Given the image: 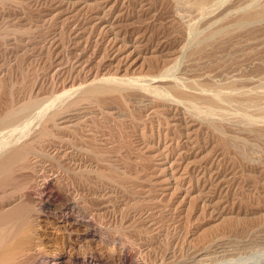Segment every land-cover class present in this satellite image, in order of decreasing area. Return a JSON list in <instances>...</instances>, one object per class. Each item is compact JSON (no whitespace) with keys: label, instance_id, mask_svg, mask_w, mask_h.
I'll return each mask as SVG.
<instances>
[{"label":"rangeland","instance_id":"obj_1","mask_svg":"<svg viewBox=\"0 0 264 264\" xmlns=\"http://www.w3.org/2000/svg\"><path fill=\"white\" fill-rule=\"evenodd\" d=\"M260 7L0 0V147L36 140L0 171V248L24 226L44 237L33 264H264ZM97 81L117 89L80 98ZM63 107L75 127L39 136Z\"/></svg>","mask_w":264,"mask_h":264},{"label":"bare ground","instance_id":"obj_2","mask_svg":"<svg viewBox=\"0 0 264 264\" xmlns=\"http://www.w3.org/2000/svg\"><path fill=\"white\" fill-rule=\"evenodd\" d=\"M203 8V7H202ZM261 9H262V7H260ZM262 15H264V7H263V9L261 10V11H250V12H248L247 14H246V17H250V18H253V17H258V16H262ZM245 16V15H244ZM244 16H242V17H244ZM245 19V18H244ZM242 20H243V18H242ZM238 22V21H237ZM93 80V79H92ZM102 80H104V79H102ZM126 85V84H125ZM115 86V87H114ZM117 86H118V84H117ZM120 86V85H119ZM225 86V85H224ZM114 88L115 89H117L116 88V83L113 85L112 83H102V82H98L97 81V83L95 82H93V84H91V85H89L88 87H86V90L84 89V91H83V93H82V95H80L81 97L80 98H82V99H88V98H91V99H94L95 101H97V100H102L106 95H109L110 93L112 94L113 92V90H114ZM227 88V87H226ZM228 88H230V87H228ZM173 89H174V91L175 90H177V91H179V89L176 87V86H174L173 85ZM82 90V89H81ZM119 90H121L122 91V88L121 89H118V91H116V93L117 92H120ZM220 90V89H219ZM228 90V89H227ZM229 91V90H228ZM82 92V91H81ZM217 92H218V90H217ZM220 93H222L223 91H219ZM218 92V93H219ZM216 93V92H215ZM231 93H232V91H231ZM115 94V93H114ZM229 94V93H228ZM262 94V93H261ZM216 96V95H215ZM57 97V96H56ZM61 97V96H60ZM79 99V98H78ZM90 99V100H91ZM80 100V99H79ZM258 100V99H257ZM61 101V100H60ZM76 101V100H75ZM49 103V102H48ZM70 103V102H69ZM69 103H68V105L67 106H69ZM73 103H74V101H73ZM61 104V103H60ZM77 104H78V101H77ZM77 104H75L76 106H78ZM256 104V103H255ZM72 105H74V104H72ZM72 105H70L69 107H71ZM33 106V105H32ZM80 106V105H79ZM30 107V106H29ZM64 108V107H63ZM63 108H60V109H54V110H51V112L49 113V111L47 110V112H48V114L46 113V115H45V113L42 115V116H45V117H43V119L41 120V127H40V129L38 130L39 131V133H38V131H37V134L39 135V136H41L43 133H46V129H47V127H46V122H53V124H54V126H56V127H59V128H61V129H66V128H70V124L71 123H69V125L66 123V122H72V120H70V117L69 118H67V116H64V114H69V112L68 113H66L67 111H70V108H68V107H65V108H68V110H64V111H61V109H63ZM64 108V109H65ZM72 108H73V106H72ZM48 109V108H47ZM77 109V108H76ZM72 110H74V111H76L75 110V108L74 109H72ZM12 112V111H11ZM6 113V112H5ZM71 113H77V112H71ZM108 113V112H107ZM39 114V113H38ZM112 114V113H111ZM6 115V114H5ZM16 116V115H15ZM70 116V115H69ZM75 116V115H74ZM1 117V116H0ZM4 117V116H3ZM18 117V116H17ZM13 118V117H12ZM19 118V117H18ZM41 118V117H40ZM63 118V119H62ZM60 119H62V120H60ZM76 119V118H75ZM5 120V119H4ZM3 119H1L0 120V122L2 123L3 121H4ZM58 120H60V122L59 123H63L64 125H61V124H59L58 123ZM7 120H5L4 122H6ZM3 122V123H4ZM77 122V121H76ZM11 123H12V121H11ZM46 123V124H45ZM44 125V126H43ZM51 125V124H50ZM76 125V124H75ZM81 125V124H80ZM1 126V125H0ZM43 126V127H42ZM53 126V127H54ZM49 127V126H48ZM72 127V126H71ZM75 127V126H74ZM74 127H72V128H74ZM39 128V127H38ZM71 128V129H72ZM49 129V128H48ZM88 129V128H87ZM74 131H75V129H73ZM83 131V130H82ZM88 131V130H87ZM36 132V131H35ZM63 132V131H62ZM53 133V132H52ZM88 133V132H87ZM92 133V132H91ZM94 134V133H93ZM34 135V134H33ZM38 135H36L35 134V136H36V138H37V136ZM52 135V134H51ZM76 135V134H75ZM85 135H86V133H85ZM95 135V134H94ZM94 135H86V136H84L83 138H81L80 136V141L81 142H79V145H78V149H83V150H86V152L89 154V156L90 157H94V158H98L97 157V155L99 154H96L98 151H96V149H95V147H94V145H96V144H99L98 142V140H97V138L95 139V136ZM34 136V137H35ZM58 136V135H57ZM46 137V136H45ZM51 137V136H50ZM72 137V136H71ZM109 137V136H108ZM31 138V137H30ZM30 138H27L28 140H26V139H24V141H20V142H18V141H16V143H15V146H13V147H15V148H11L9 151H8V147L7 146H5V145H2V146H4V147H0V171L2 170V168L4 169V167L6 166V165H9V164H11V163H14V162H19L20 163V165H22L21 166V168H23V167H26V164L24 165L23 163L24 162H22V160H24V158L26 157V154L28 153V152H30V151H32V149L33 150H36L35 149V147L33 146L34 144H33V141L35 140H33V137L30 139ZM30 139V140H29ZM79 139V138H78ZM104 139V138H103ZM41 140V139H40ZM44 141V140H43ZM47 141V140H46ZM102 141V140H101ZM35 142H36V140H35ZM42 142V141H41ZM104 142V141H103ZM73 143V142H72ZM6 144V143H5ZM68 144V143H67ZM74 144V143H73ZM106 144V143H105ZM39 145V144H38ZM41 145V144H40ZM72 145V144H71ZM42 146V145H41ZM74 146H76V144H74ZM100 146V145H99ZM77 147V146H76ZM97 147V146H96ZM73 148V147H72ZM40 149V148H39ZM77 150V149H76ZM34 152H36V151H34ZM35 154V153H34ZM100 155V154H99ZM29 158V157H28ZM93 159V158H92ZM34 160V159H33ZM94 160V159H93ZM25 161V160H24ZM30 161V160H29ZM95 161V160H94ZM97 161H98V159H97ZM96 161V162H97ZM22 162V163H21ZM99 162H100V159H99ZM7 163H9V164H7ZM35 163V162H34ZM98 163V162H97ZM6 164V165H5ZM28 164V163H27ZM106 164H108V163H106ZM5 165V166H4ZM12 165V164H11ZM30 165V164H29ZM102 166V165H101ZM109 166V165H108ZM7 167V166H6ZM28 167V166H27ZM31 168V167H30ZM33 168V167H32ZM101 169V168H100ZM89 170V169H88ZM92 171H94L93 169H92ZM35 173V172H34ZM36 174V173H35ZM39 174V173H38ZM18 175V174H17ZM28 176V175H27ZM37 176V175H36ZM35 176V177H36ZM40 177V176H39ZM39 180V179H38ZM22 182V181H21ZM51 183L52 185H54L55 186V184H56V179L55 178H53V179H47V180H44V184H46V183ZM21 184V183H20ZM38 184H39V182H38ZM41 184V183H40ZM43 184V185H44ZM48 184V185H49ZM42 185V186H43ZM164 186V185H163ZM32 187V186H31ZM44 188V187H43ZM47 188V187H46ZM23 190H24V187H23ZM43 190V189H42ZM21 191V190H20ZM53 193V192H52ZM52 193L50 192L49 194L50 195H52ZM21 195V194H20ZM26 196V195H25ZM22 197H24V195L22 196ZM51 197V196H50ZM49 197V198H50ZM20 198V197H19ZM18 198V199H19ZM23 199V198H22ZM9 200V199H8ZM30 200V199H29ZM28 200V201H29ZM24 201V200H23ZM32 201V200H31ZM12 202V201H11ZM23 203V202H22ZM9 205V204H8ZM12 206V205H11ZM10 205H9V207H11ZM1 208L2 207H4V206H0ZM7 208V207H6ZM26 208V207H25ZM2 210V209H1ZM3 210H4V208H3ZM2 210V211H3ZM25 210V209H24ZM20 211V210H19ZM18 221V220H17ZM28 221V220H27ZM14 223V222H13ZM16 223V222H15ZM29 223V222H28ZM30 224V223H29ZM28 224V225H29ZM27 226V225H26ZM10 227V226H9ZM32 228V227H31ZM33 233H35V232H33ZM32 233V230L31 229H29V227L27 228V227H24L23 226V228L20 230V232H19V236L17 235V238H15V240H10L8 243H6L3 247H1L0 248V264H33V263H36V262H38L40 259H41V256H43V255H45L46 253L45 252H43V251H41V250H39L38 249V247H39V243H41V242H38V238H40L41 237V239L42 238H44V237H42L40 234V237L39 236H36L35 234H33ZM42 234V233H41ZM55 238V237H54ZM58 238V237H57ZM41 239H40V241H41ZM48 239V238H47ZM50 239V238H49ZM53 239V238H52ZM63 239V238H62ZM49 241V240H48ZM54 241V240H53ZM60 241V240H59ZM62 241V240H61ZM50 242H52L51 240H50ZM57 243V242H56ZM63 245V244H62ZM57 245L55 244L54 245V247H56ZM57 249H59V248H57ZM41 251V252H40ZM45 251H47V250H45ZM48 252V251H47ZM58 252V251H57ZM47 255V254H46ZM63 256H61L60 258H62ZM128 257H130V255L128 256V254L127 255H124L122 258L120 257V259L118 260V264H127V261H128ZM67 259V258H66ZM131 260H133V259H131ZM145 260V259H144ZM43 261V260H42ZM95 260H93V259H90L89 261H88V263L89 264H95ZM129 262V261H128ZM82 263V262H81ZM43 264V263H42ZM132 264V263H131ZM138 264V263H137Z\"/></svg>","mask_w":264,"mask_h":264}]
</instances>
